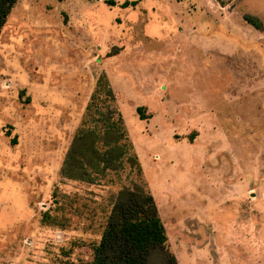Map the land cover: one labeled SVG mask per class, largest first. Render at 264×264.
Wrapping results in <instances>:
<instances>
[{"label":"rangeland","instance_id":"obj_1","mask_svg":"<svg viewBox=\"0 0 264 264\" xmlns=\"http://www.w3.org/2000/svg\"><path fill=\"white\" fill-rule=\"evenodd\" d=\"M245 13L264 24V0L17 2L0 34V264H88L137 182L180 264H264V30ZM101 73L141 172L66 179Z\"/></svg>","mask_w":264,"mask_h":264},{"label":"trees","instance_id":"obj_2","mask_svg":"<svg viewBox=\"0 0 264 264\" xmlns=\"http://www.w3.org/2000/svg\"><path fill=\"white\" fill-rule=\"evenodd\" d=\"M19 0H0V34ZM109 6H137L142 0H103ZM254 28L264 30L263 21L245 13ZM144 118L143 108H137ZM141 172L117 95L106 73H101L60 168L61 176L95 183L112 180L127 164ZM47 222L57 218L44 213ZM58 224H62L61 220ZM88 264H180L169 244L165 223L154 195L142 183L122 187L115 195L105 220L101 238L93 244Z\"/></svg>","mask_w":264,"mask_h":264}]
</instances>
